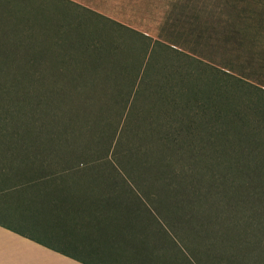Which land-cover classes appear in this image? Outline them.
<instances>
[{"label": "rangeland", "instance_id": "374dc122", "mask_svg": "<svg viewBox=\"0 0 264 264\" xmlns=\"http://www.w3.org/2000/svg\"><path fill=\"white\" fill-rule=\"evenodd\" d=\"M0 1V43L19 44V56L50 59V72L66 71L84 76L85 73L93 74L95 78H100L94 80L92 86L117 87L122 92L120 99H124L123 105L112 103V106H107L110 109L106 114V123L110 127L104 132L107 137L103 140L102 137H85L80 142L83 148L78 150L75 146L71 147L65 151L68 154L80 151L86 161L118 163L125 152L129 153V146L138 145L132 132L129 137L125 134L127 128L135 129L142 117L147 121L155 117L159 130L155 136H177L173 143L163 149L165 153L176 154L170 163L176 172L186 167L189 159H193L194 153L199 151L200 145L197 143L200 138L209 139L212 131L219 133L225 129L226 137L244 148L251 141L261 151L264 150V0H213L214 25L197 27L187 24L189 19H178L175 25L158 27V41L146 39L122 27L75 25L69 11L34 8L36 5L31 0ZM50 74H47V78L51 77ZM117 74L122 77L116 79ZM183 75L191 78L182 79ZM85 82L78 81L74 89L82 90ZM9 85L0 83V125L6 122V116L7 120L13 122H20L24 118L35 122L25 113L33 104L32 95L26 92L16 99L15 95L23 90L16 84ZM22 86L26 87L24 84ZM159 87L161 89L157 93L162 91L166 98L165 102L162 101L164 103L154 99L153 92ZM179 90H182L181 98L176 95ZM6 93H12L13 98L5 96ZM168 98L172 105L184 106L182 109L180 106H177L178 109L167 106ZM59 101L62 107L59 115L63 120H79L83 115L88 119L89 115L101 119L100 109L106 108L105 103H95V100L88 103L64 94L60 95ZM168 113L172 117L168 118ZM43 117L48 118V115ZM239 118L243 122L235 123V129L229 127L234 119ZM52 119L57 117L50 115L49 121ZM44 124V128L54 129L47 121ZM100 127L97 129L102 130ZM122 127H125L121 135L125 141L114 146ZM141 131L140 137L146 129ZM222 140L223 136L216 140L217 148L221 146L226 151L228 146H223ZM135 161L128 156L127 162L133 166L123 169L122 176L134 183L135 191L140 195H135L134 200L148 204L145 213L149 218L152 219L155 214L161 217L162 229H202L214 249V253L209 255L216 257L217 264H264V231L261 233L258 230L263 228L252 224L250 203L237 205L240 198L236 199L238 195L234 197V193H230L228 183L227 186L220 185L223 183L221 172L226 165L214 164L208 172L209 176L203 182L199 181L205 187L213 179L222 186L214 187L216 203L213 204L210 199L207 200L212 204L209 206L203 201L197 202L188 190L184 191L185 198L191 203L184 211L181 206L183 200L178 197L182 195L179 186L181 179L171 177L174 187H177L171 196L167 184H172V181H168L167 176L164 181L158 179L164 176L166 166H155L152 162L141 164L139 160L140 164H136ZM255 164L248 162L246 166L253 167ZM207 165L205 163V167ZM203 166L198 163L196 167ZM213 209L217 212H212ZM169 210L174 211L175 215L172 216ZM246 236L250 237L249 241ZM244 248L253 249L255 256L246 258Z\"/></svg>", "mask_w": 264, "mask_h": 264}, {"label": "crops", "instance_id": "0c3cea01", "mask_svg": "<svg viewBox=\"0 0 264 264\" xmlns=\"http://www.w3.org/2000/svg\"><path fill=\"white\" fill-rule=\"evenodd\" d=\"M69 11L75 25L122 27L152 41L158 27L189 19L214 25L213 0H31ZM213 31H211V34ZM0 147V264H200L197 229H135L119 196L66 164L8 162ZM81 166V165H80ZM49 169L50 172H40Z\"/></svg>", "mask_w": 264, "mask_h": 264}, {"label": "trees", "instance_id": "16d2710c", "mask_svg": "<svg viewBox=\"0 0 264 264\" xmlns=\"http://www.w3.org/2000/svg\"><path fill=\"white\" fill-rule=\"evenodd\" d=\"M4 1L6 0H3L2 2ZM7 1V3L10 2L9 0ZM14 1L19 2V0ZM20 51V45L14 42L11 44L4 42L0 43V83L4 82L10 84L9 86L14 84L19 86L20 90L23 91H20V94L15 95L16 99L23 97L26 92L29 93L28 95H32L30 97L31 103L33 104L29 105L30 109L25 113L27 116L29 115L33 117V119L36 121L30 122L24 118L20 122H13V120H7L6 116V119H4L6 122L3 121L4 124L0 125V147L6 148L7 152L4 154V156L8 162H13L16 160V162L23 164L22 172L24 174L34 172V170L29 168L34 163L40 165H48L54 162L62 164L64 163L66 164L64 167L67 168L63 169L62 171L80 173L82 176L101 180L104 193L118 195L120 197V205L128 203L129 206L125 210L119 211L120 218H127L128 220L130 219L129 224H131L133 221L134 227L138 226L137 229H142L144 227L162 229L161 217L155 214L152 219L149 218V215L145 213V210L149 208L148 204L142 200H134L135 195H140L135 191L134 183L131 182L129 178L122 176L123 169H130L129 166H133L132 163L127 162L128 156H130V160H136V164H140L142 161L141 164L152 162L155 166H166L167 169L163 172L164 176L158 177L160 181L166 180L165 176L169 178L167 179L168 181L171 180V177H178L181 179L182 184L179 186L182 195L178 197L182 198L183 200V204H181V206L184 211L186 208H189L191 203V201L188 202V199L185 198L186 195L184 191H191L193 193H191L193 195L192 198H195L197 202L203 201L207 206H209L212 204L208 203V199L212 200L213 204L216 203L214 200V187L222 188L220 185L224 184L227 186L228 183V190H231L230 193L232 194L233 192L235 195L234 197L238 195V198L236 199L240 198L237 205H245L250 203V213L251 218L253 219L252 224H257L259 228H263L258 230L261 231V233L262 230L264 231V150L261 151L260 148L256 147L254 142H247V145L244 148V146L233 142L231 139H228V137L225 135V129L223 132L221 131L219 133L212 131V136L209 139L205 140L204 138H200V141L197 143L200 145V147L198 148V145H196V150L198 148L199 151H195L196 153H194L193 159H189V163L185 165L186 167H182L180 172H176V170L172 168L170 164L176 154L165 153V150L163 149L165 146H167V144L173 143L175 141L174 137L177 136H170L172 138L160 135L155 136L157 134L156 131H159L157 129L158 124L156 123L155 117L152 118L151 116L147 115L151 117L150 119H153L147 121L146 118L142 117V110H140L139 115L142 117L140 121L141 123L137 124L135 129H130V127L127 128L125 126L127 128L125 136L129 137L132 132L133 138L136 139L138 145L129 146V153L125 152L123 154V158H121L118 163L96 160L86 161V159L83 160L84 154L80 151L70 155L65 151L74 146L75 149H82L83 147L80 146V142L85 137H88V139L102 137V140L103 138L107 137L104 133L105 131L109 130L108 128L110 127L108 126V123H106V114L110 112V109H108L107 106L109 104L112 106V103L116 105H123L125 103L124 99H120L122 97V92L118 90L117 87L106 88L92 86L91 83H93L94 80L98 81L100 78H95L93 74L87 75V73H85L84 76L81 73L77 75V73H69L66 71L50 72V59L45 57L26 58L19 56L18 53ZM48 73H51L50 78H47ZM121 77V74L116 75V79H120ZM179 77L181 78V76ZM184 78L190 79L191 76L189 77L188 75H183L182 79ZM82 80L86 81L84 88H82L80 91L78 89H74V84ZM21 84L26 85V87L24 88V86ZM159 89L161 88L159 87L155 92H153L154 99L158 102L164 103L166 98L164 94H162V91L157 93ZM197 89V94H199V87ZM31 90L32 93H30ZM188 91L191 92L189 88ZM206 91L207 94L208 90ZM62 94L69 95V97H76L80 100L84 99V101L88 103L89 100L91 102L95 100V103H105L106 108L100 109L103 117H101V119H95L91 118L89 115L88 119V117L83 115L82 119L79 120H69V118H65L68 120L61 119L59 114L62 113V107L59 103V100L60 95ZM135 94L138 93L136 92ZM200 94L203 95L201 92ZM176 95L178 98H181L183 96L182 90H179ZM5 96L11 98L13 95L12 93H6ZM228 99L229 98H227V100ZM226 104L228 105L229 103L227 102ZM208 105L209 103L207 106ZM21 106L22 105L19 107ZM167 106H173L174 109H178L177 106H180L179 108L182 109L184 105H172L170 99L168 98ZM262 108H264V103H262ZM8 112L9 115H12L10 111ZM38 112H40V114ZM46 114L48 115V118L43 117ZM50 115L57 117V119H52L49 121ZM262 115H264L263 112ZM167 116L170 118L172 117V114L168 113ZM237 116L239 117V115ZM59 117L60 119H58ZM76 119L78 118L76 117ZM44 121L52 124L54 129L50 130L44 128ZM237 122H243V120L241 118L238 120L234 119L233 125H229V127L235 129L233 126ZM99 126H102L100 127L102 130L97 129ZM125 127L121 128L119 138H117L114 146L125 141L121 136ZM144 128L146 129L145 134L141 135L140 137V134H142L141 130ZM173 129L176 128L173 127ZM96 130L98 131L96 132ZM175 133L178 134V131ZM83 134H88L89 136H85ZM222 136L224 139L221 141L222 145L228 146L227 150L229 151L226 149V151H224L221 146L217 148L216 140L221 139ZM196 138L198 139V137ZM117 141L119 143H117ZM137 158L140 162H138ZM248 162H253L256 164L253 167L246 166V163ZM198 163H201V165L203 164V168H197L196 166ZM205 163H208L206 167ZM214 164L220 166L226 165V167L223 169V172H221L223 174L221 178L223 183L218 185L216 181H213L212 179V182L208 183V186L205 185L204 187V185L200 182H203L204 179L209 176L208 172H210L211 166H214ZM38 171L50 172L49 169H40ZM157 184L161 186L162 183ZM174 185L175 184L173 181L172 184H167V189L171 193V196L177 191V187H174ZM159 209H161L160 203ZM169 211L171 212L172 216L175 215L174 211ZM214 211L215 209H213L212 212ZM197 230L199 235L200 261L201 259L203 261L200 264H217L216 257H213L212 254L211 256L209 255V253H214L210 239L204 236L202 229ZM249 236H246L248 241L250 239ZM244 249L246 250H243V254L246 256V258L255 256L256 252H254L253 249Z\"/></svg>", "mask_w": 264, "mask_h": 264}]
</instances>
